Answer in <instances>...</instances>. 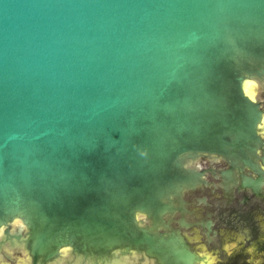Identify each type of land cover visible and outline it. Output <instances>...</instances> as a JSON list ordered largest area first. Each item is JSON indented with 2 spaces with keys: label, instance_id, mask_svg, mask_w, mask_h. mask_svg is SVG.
I'll return each instance as SVG.
<instances>
[{
  "label": "water",
  "instance_id": "water-1",
  "mask_svg": "<svg viewBox=\"0 0 264 264\" xmlns=\"http://www.w3.org/2000/svg\"><path fill=\"white\" fill-rule=\"evenodd\" d=\"M263 213L264 0H0V264H206Z\"/></svg>",
  "mask_w": 264,
  "mask_h": 264
},
{
  "label": "flooded vegetation",
  "instance_id": "flooded-vegetation-1",
  "mask_svg": "<svg viewBox=\"0 0 264 264\" xmlns=\"http://www.w3.org/2000/svg\"><path fill=\"white\" fill-rule=\"evenodd\" d=\"M194 246H197L199 250L200 246H205V252L209 255V252L220 259H225L226 257V245L232 242H237L238 249L231 252V255H243V256H251L249 248L252 247L255 250L256 255L264 256V213L262 214L258 223L252 228L246 230L244 233L233 236L216 248H210L209 245L205 242L203 234L199 236L198 239H193L191 241ZM250 248V250L252 249ZM201 251V249H200ZM198 251L202 253L203 251ZM242 264H254L252 259H245ZM231 264H240L237 261H232Z\"/></svg>",
  "mask_w": 264,
  "mask_h": 264
},
{
  "label": "rangeland",
  "instance_id": "rangeland-1",
  "mask_svg": "<svg viewBox=\"0 0 264 264\" xmlns=\"http://www.w3.org/2000/svg\"><path fill=\"white\" fill-rule=\"evenodd\" d=\"M249 92H251V94L254 96L255 92L252 87L249 89ZM226 248L225 259H220V257H217L216 255H213L209 252L206 264H231L234 260L242 264L241 262H243L246 258L252 259V262H254V264H264V256L256 255L255 250H253L252 247H250L252 248L251 250L249 248L251 256L246 257L243 255H231L232 251L238 249L237 242L229 243L228 245H226ZM200 249L207 255V253L205 252V246H200Z\"/></svg>",
  "mask_w": 264,
  "mask_h": 264
},
{
  "label": "bare ground",
  "instance_id": "bare-ground-1",
  "mask_svg": "<svg viewBox=\"0 0 264 264\" xmlns=\"http://www.w3.org/2000/svg\"><path fill=\"white\" fill-rule=\"evenodd\" d=\"M251 87L253 88V84L250 83V82H247L246 84H244V91L247 92L251 97H253V95L251 94V92H249V89Z\"/></svg>",
  "mask_w": 264,
  "mask_h": 264
},
{
  "label": "clouds",
  "instance_id": "clouds-1",
  "mask_svg": "<svg viewBox=\"0 0 264 264\" xmlns=\"http://www.w3.org/2000/svg\"><path fill=\"white\" fill-rule=\"evenodd\" d=\"M65 247H68L69 249H71V251H72V247L70 246V245H67V246H65ZM62 251V250H61ZM70 251V252H71Z\"/></svg>",
  "mask_w": 264,
  "mask_h": 264
},
{
  "label": "snow or ice",
  "instance_id": "snow-or-ice-1",
  "mask_svg": "<svg viewBox=\"0 0 264 264\" xmlns=\"http://www.w3.org/2000/svg\"><path fill=\"white\" fill-rule=\"evenodd\" d=\"M253 90H254V86H253Z\"/></svg>",
  "mask_w": 264,
  "mask_h": 264
}]
</instances>
